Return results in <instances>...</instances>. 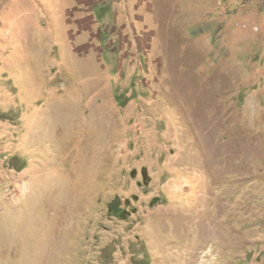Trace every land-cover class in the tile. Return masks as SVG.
<instances>
[{"label":"rangeland","instance_id":"374dc122","mask_svg":"<svg viewBox=\"0 0 264 264\" xmlns=\"http://www.w3.org/2000/svg\"><path fill=\"white\" fill-rule=\"evenodd\" d=\"M214 256L264 264V0H0V264Z\"/></svg>","mask_w":264,"mask_h":264},{"label":"flooded vegetation","instance_id":"af4514ba","mask_svg":"<svg viewBox=\"0 0 264 264\" xmlns=\"http://www.w3.org/2000/svg\"><path fill=\"white\" fill-rule=\"evenodd\" d=\"M123 209H125V207L121 202H118L117 200L113 201L110 204V211L115 213L116 215L123 213L124 212Z\"/></svg>","mask_w":264,"mask_h":264},{"label":"clouds","instance_id":"9594fccd","mask_svg":"<svg viewBox=\"0 0 264 264\" xmlns=\"http://www.w3.org/2000/svg\"><path fill=\"white\" fill-rule=\"evenodd\" d=\"M209 251H211L210 249H209ZM216 262H217V257H213V259H212V264H216Z\"/></svg>","mask_w":264,"mask_h":264},{"label":"water","instance_id":"95a60500","mask_svg":"<svg viewBox=\"0 0 264 264\" xmlns=\"http://www.w3.org/2000/svg\"><path fill=\"white\" fill-rule=\"evenodd\" d=\"M143 173H144L145 178H147L148 176H147V169L146 168L144 169V172ZM146 181H148V180L146 179ZM121 214L122 213H120L119 215H121Z\"/></svg>","mask_w":264,"mask_h":264}]
</instances>
